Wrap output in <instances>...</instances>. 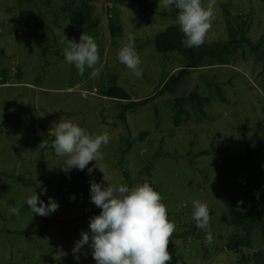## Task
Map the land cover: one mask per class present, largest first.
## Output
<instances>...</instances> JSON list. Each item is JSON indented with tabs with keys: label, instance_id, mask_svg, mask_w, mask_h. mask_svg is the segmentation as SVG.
Wrapping results in <instances>:
<instances>
[{
	"label": "rangeland",
	"instance_id": "rangeland-1",
	"mask_svg": "<svg viewBox=\"0 0 264 264\" xmlns=\"http://www.w3.org/2000/svg\"><path fill=\"white\" fill-rule=\"evenodd\" d=\"M83 1L0 0V264H97L90 249L79 261L72 249L101 212L90 202L89 183L107 186L99 167L113 184L148 182L160 193L176 225L169 241L176 264L264 260L256 223L264 218V0H216L205 44L228 42L230 25L237 39L242 31L246 39L224 54V63L207 57L179 80L175 93L159 95L189 60L180 50L161 53L155 46L158 33L179 26L174 6L85 0L96 23L87 26L74 21L85 11ZM201 2L206 7L209 0ZM23 9L34 10L37 22L19 32L13 18ZM113 11L117 34L109 27ZM83 32L98 45V75L86 67L81 76L65 60L68 40L79 43ZM129 33L142 78L117 60ZM113 85L130 99L104 95ZM62 117L93 137L109 134L100 149L104 158L88 165L98 163L92 174L61 170L64 160L54 154L49 129ZM32 195L45 203L52 197L58 210L33 215L26 203ZM194 200L209 208L211 245L192 219Z\"/></svg>",
	"mask_w": 264,
	"mask_h": 264
},
{
	"label": "clouds",
	"instance_id": "clouds-1",
	"mask_svg": "<svg viewBox=\"0 0 264 264\" xmlns=\"http://www.w3.org/2000/svg\"><path fill=\"white\" fill-rule=\"evenodd\" d=\"M216 0H209L203 6L201 0H163L165 7L175 4L179 9L177 24L185 38L181 41L185 48L200 47L205 43L207 33L214 19ZM128 43L117 50V60L132 70L134 75L142 78L141 63L134 49L135 37L129 33ZM69 46L63 50L65 60L74 64L78 74L83 76L86 67L92 69L93 75H98L100 61L98 45L94 38L83 32L79 43L68 40ZM54 137L51 145L57 158L63 159L60 166L66 174L73 169L92 174L98 163L88 167L91 161L98 162L104 158L100 151L102 145L110 141L107 132L95 137L87 134L86 130L62 117L58 124L49 129ZM44 146L43 143L40 145ZM103 180L107 186L90 180V202L101 209L99 215L90 218V231H81V239L75 242L72 249L74 258L79 261L80 254L91 255L97 264H168L172 256L169 252V241L176 230V225L168 217V209L161 202L160 193L144 182L141 185L129 187L126 184H113L103 168ZM70 178V175H69ZM259 198V193H256ZM72 200L75 196L71 197ZM31 213L46 217L59 208V204L49 197L45 203L38 195H32L26 200ZM240 203H243L242 201ZM39 204V206H38ZM192 219L198 229L205 232L206 244L213 243V235L209 230L210 213L206 204L192 201ZM10 212L19 214V208L10 207ZM87 246V249L85 248Z\"/></svg>",
	"mask_w": 264,
	"mask_h": 264
},
{
	"label": "trees",
	"instance_id": "trees-1",
	"mask_svg": "<svg viewBox=\"0 0 264 264\" xmlns=\"http://www.w3.org/2000/svg\"><path fill=\"white\" fill-rule=\"evenodd\" d=\"M25 1L31 3V2H34L35 0H25ZM173 6H174V9H175L176 14L178 16L179 9H177L175 7V4H173ZM83 8L85 10L83 15L80 18L79 17L75 18L74 21L80 22L82 20V22L86 23L87 26L96 25L95 22H92L93 7L91 5H89V3L87 1L84 0L83 1ZM114 12L115 11H113L109 15V27L111 28V31L113 34H117L118 33L117 30L120 29V27L118 25L119 19H117V22H118L117 23L115 20L114 14H113ZM13 22L16 24L17 31L21 32L24 29H26L28 26L36 24L37 14L32 9H25V10L23 9L19 13V15L15 16L13 18ZM242 29L243 28H241V30ZM235 31H239V29L235 30ZM229 34H230V40L224 44H217V45H209L208 44L207 45L204 43L200 47L185 48L181 43V41L185 38V36L180 31L179 26H177V25L169 26L164 31L158 33L155 37V46H156V49L158 52L166 53V52H170V51L180 50L189 59L187 64L185 65V67L182 68L177 73V75L171 76L170 78H168V80L164 81V83H163L164 85H163L162 89L160 90V92L158 93V95L163 93V92H169L172 94L175 93L176 92V86L179 83V80L182 79V77H184L189 72V70L199 66L202 62H204V60L207 57L216 58L217 59L216 61H218V63H224V61H225L224 54L229 53L230 51H233L234 48L240 44V42H243L246 39L244 31H242V33H241L242 34L241 38H239V39L236 38V33L233 32V25H230V27H229ZM262 54L264 56V51L262 52ZM104 95H107V96L112 97V98L121 99V100H129L130 99L129 93L123 87L118 86V85H113V86H110L108 88H105L104 89ZM192 96L194 98H198V99L200 98V96L198 95L197 92H194L192 94ZM150 98H153V96L144 99L141 104L142 105L147 104V102L149 101ZM182 101H184V100L182 99ZM198 102H197V104H198ZM123 114L124 113H122V115ZM178 122H179L178 115H176V124H178ZM244 213L245 212H240L239 218H241V216H244L243 215ZM256 220H257L256 223H258L260 231H261V236L264 239V218H259ZM245 229L247 231H249V227L247 225H245ZM169 252L172 256V259L170 261L171 264H176L175 253L170 246H169ZM262 256H260V257H262ZM257 264H264V260H258Z\"/></svg>",
	"mask_w": 264,
	"mask_h": 264
}]
</instances>
